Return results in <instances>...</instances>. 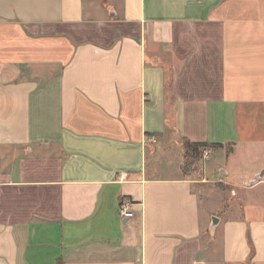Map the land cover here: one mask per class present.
Returning <instances> with one entry per match:
<instances>
[{"label":"crops","instance_id":"crops-1","mask_svg":"<svg viewBox=\"0 0 264 264\" xmlns=\"http://www.w3.org/2000/svg\"><path fill=\"white\" fill-rule=\"evenodd\" d=\"M0 264H264V0H0Z\"/></svg>","mask_w":264,"mask_h":264},{"label":"trees","instance_id":"trees-1","mask_svg":"<svg viewBox=\"0 0 264 264\" xmlns=\"http://www.w3.org/2000/svg\"><path fill=\"white\" fill-rule=\"evenodd\" d=\"M220 145V143H209V142H198V141H191L187 138L183 139V146L185 149V166H190L199 160L202 156V149L205 146L216 147Z\"/></svg>","mask_w":264,"mask_h":264},{"label":"rangeland","instance_id":"rangeland-1","mask_svg":"<svg viewBox=\"0 0 264 264\" xmlns=\"http://www.w3.org/2000/svg\"><path fill=\"white\" fill-rule=\"evenodd\" d=\"M202 154H203V149H202ZM203 158L204 157L201 156V158L199 160H197L195 163H193L190 166L183 165L182 168H181V173L184 174V175L194 176L195 178L200 177V170H201V167H202ZM193 186H194L193 189H195L198 192H200L199 191V187H200L199 185H197L195 183V184H193ZM199 194L202 196V192L199 193ZM229 198H231V200H229V204L233 203V205L237 206L236 202L233 200V197L230 194H229ZM227 205H228V202H227Z\"/></svg>","mask_w":264,"mask_h":264},{"label":"built area","instance_id":"built-area-1","mask_svg":"<svg viewBox=\"0 0 264 264\" xmlns=\"http://www.w3.org/2000/svg\"><path fill=\"white\" fill-rule=\"evenodd\" d=\"M150 138L152 140H155L156 136L152 134ZM209 152H210V148L205 146L203 148V157L208 156ZM130 204H131V200L129 198H123L119 204V213L123 216H131L133 214V211L129 208Z\"/></svg>","mask_w":264,"mask_h":264},{"label":"water","instance_id":"water-1","mask_svg":"<svg viewBox=\"0 0 264 264\" xmlns=\"http://www.w3.org/2000/svg\"><path fill=\"white\" fill-rule=\"evenodd\" d=\"M217 219H218L217 216H215V215L212 216V223H211L212 226L215 224Z\"/></svg>","mask_w":264,"mask_h":264}]
</instances>
